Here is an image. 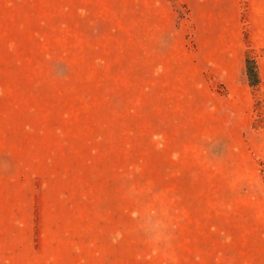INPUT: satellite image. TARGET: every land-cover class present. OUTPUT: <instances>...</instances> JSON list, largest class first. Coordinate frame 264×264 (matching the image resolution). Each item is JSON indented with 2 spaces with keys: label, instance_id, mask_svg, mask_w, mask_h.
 Returning a JSON list of instances; mask_svg holds the SVG:
<instances>
[{
  "label": "rangeland",
  "instance_id": "rangeland-1",
  "mask_svg": "<svg viewBox=\"0 0 264 264\" xmlns=\"http://www.w3.org/2000/svg\"><path fill=\"white\" fill-rule=\"evenodd\" d=\"M0 264H264V0H0Z\"/></svg>",
  "mask_w": 264,
  "mask_h": 264
},
{
  "label": "trees",
  "instance_id": "trees-1",
  "mask_svg": "<svg viewBox=\"0 0 264 264\" xmlns=\"http://www.w3.org/2000/svg\"><path fill=\"white\" fill-rule=\"evenodd\" d=\"M246 74L249 84L253 88H257L260 84V78L257 70L256 63L253 59L246 60Z\"/></svg>",
  "mask_w": 264,
  "mask_h": 264
}]
</instances>
